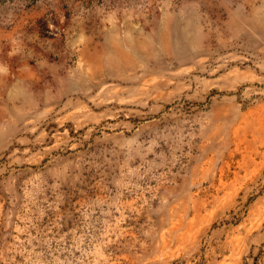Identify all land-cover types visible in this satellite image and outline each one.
<instances>
[{"label": "rangeland", "instance_id": "rangeland-1", "mask_svg": "<svg viewBox=\"0 0 264 264\" xmlns=\"http://www.w3.org/2000/svg\"><path fill=\"white\" fill-rule=\"evenodd\" d=\"M0 264H264V0H0Z\"/></svg>", "mask_w": 264, "mask_h": 264}]
</instances>
